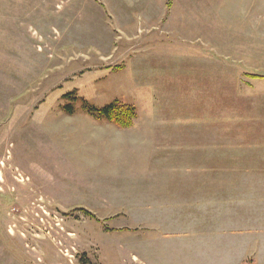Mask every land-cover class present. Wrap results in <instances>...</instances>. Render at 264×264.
<instances>
[{
	"label": "rangeland",
	"instance_id": "obj_1",
	"mask_svg": "<svg viewBox=\"0 0 264 264\" xmlns=\"http://www.w3.org/2000/svg\"><path fill=\"white\" fill-rule=\"evenodd\" d=\"M115 101L131 128L84 109ZM206 133L221 163L264 166V0H0V264H164L223 223L262 243L264 214L229 211L245 203L231 183L262 171L209 173L227 183L221 226L138 210L151 167L208 153L170 135Z\"/></svg>",
	"mask_w": 264,
	"mask_h": 264
},
{
	"label": "crops",
	"instance_id": "obj_2",
	"mask_svg": "<svg viewBox=\"0 0 264 264\" xmlns=\"http://www.w3.org/2000/svg\"><path fill=\"white\" fill-rule=\"evenodd\" d=\"M168 139L173 141L171 146L178 145L179 141L184 139L205 141L203 145L207 146L208 153L198 157V160L186 164L172 163L151 167L139 179L138 210L141 213L154 211L153 214H156L160 204V211L164 214L175 210L176 213H182L181 218H184L183 215L187 218L201 211L204 218L211 219L212 217L213 220H219L218 224L220 225V220L226 218L225 188L227 183L224 178L221 179L219 176L215 178L209 173L225 171L264 172L263 165L257 167L250 164L225 165L221 163L222 157L219 154L217 156L210 154L209 147L219 145L218 140L225 139V137L221 138L219 134L206 133L188 137L175 134L170 135ZM161 172L166 173V176L156 175ZM163 177L164 179H161ZM231 184L232 188L239 189L235 193L244 197L245 199H242L245 203L232 206L229 211L236 213V218L251 224L252 221L264 214V206L259 204L258 198L264 196V180L238 181ZM221 227L223 230L218 228L215 229L216 231L205 230L202 238L196 237L195 239L196 234L191 233L193 238L180 241L174 245L172 251L175 255L164 264H169L172 261L178 262L177 264H242L251 259L254 260L255 264H264V240H261L262 243H260L258 239L252 238H247V240L227 239L224 223ZM248 250H250V255L247 256L246 254L245 256L244 253ZM186 258H189V263L185 262Z\"/></svg>",
	"mask_w": 264,
	"mask_h": 264
},
{
	"label": "trees",
	"instance_id": "obj_3",
	"mask_svg": "<svg viewBox=\"0 0 264 264\" xmlns=\"http://www.w3.org/2000/svg\"><path fill=\"white\" fill-rule=\"evenodd\" d=\"M70 108L71 107H66V109ZM84 109L89 115L95 118L105 119L120 130L131 128L137 118L136 108L123 101H115L114 103L102 108H96L86 103L84 104ZM69 112L71 113L72 111L69 110ZM242 264H255V262L251 259L243 262Z\"/></svg>",
	"mask_w": 264,
	"mask_h": 264
}]
</instances>
